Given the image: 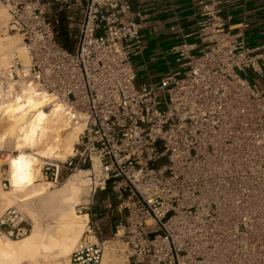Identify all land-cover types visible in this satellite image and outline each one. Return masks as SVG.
Instances as JSON below:
<instances>
[{
	"label": "built area",
	"instance_id": "1",
	"mask_svg": "<svg viewBox=\"0 0 264 264\" xmlns=\"http://www.w3.org/2000/svg\"><path fill=\"white\" fill-rule=\"evenodd\" d=\"M0 4L26 54L0 70V98L30 86L82 125L71 153L41 169L54 186L81 176L91 196L68 264H101L110 241L126 264H264V85L248 79L263 78L264 45L230 31L223 0L201 6L199 45H174V68L142 82L131 0ZM31 228L16 207L0 215V239Z\"/></svg>",
	"mask_w": 264,
	"mask_h": 264
},
{
	"label": "bare ground",
	"instance_id": "2",
	"mask_svg": "<svg viewBox=\"0 0 264 264\" xmlns=\"http://www.w3.org/2000/svg\"><path fill=\"white\" fill-rule=\"evenodd\" d=\"M6 21V10L0 7V25ZM16 48L13 39L0 38V67L9 68L15 51L25 60L23 48ZM31 90L22 86L0 98V166L7 165L8 182L7 189L0 182V215L9 207H21L32 224L21 238L0 239V264H66L70 252L80 244L87 217L74 207L86 191L81 189L80 177L78 181L66 178L52 189L41 178V169L44 159L63 160L71 153L82 125L70 124L61 104ZM41 214L50 220L44 223ZM106 262L104 254L102 264Z\"/></svg>",
	"mask_w": 264,
	"mask_h": 264
},
{
	"label": "crops",
	"instance_id": "3",
	"mask_svg": "<svg viewBox=\"0 0 264 264\" xmlns=\"http://www.w3.org/2000/svg\"><path fill=\"white\" fill-rule=\"evenodd\" d=\"M207 2L131 0L132 11L143 15L140 48L132 55L136 72L153 80L159 67L174 68L169 52L174 45L182 41L199 45L197 21L201 6ZM223 15L229 17L230 31L241 32L248 47L264 45V0H223ZM258 82L264 85V75Z\"/></svg>",
	"mask_w": 264,
	"mask_h": 264
},
{
	"label": "rangeland",
	"instance_id": "4",
	"mask_svg": "<svg viewBox=\"0 0 264 264\" xmlns=\"http://www.w3.org/2000/svg\"><path fill=\"white\" fill-rule=\"evenodd\" d=\"M0 7L1 8H4L3 6H2V4H0ZM5 9V8H4ZM7 13V12H6ZM9 22V16H8V14H7V21H6V25L4 24V25H0V38L1 39H13L14 41H15V45H17V48H19L20 47V39H19V37L17 36V35H15V34H12V33H9V32H7L6 30H5V28H7L6 26L8 25L7 23ZM71 47V46H70ZM16 48V49H17ZM15 49V50H16ZM14 50V51H15ZM17 51H15L13 54H17L16 53ZM12 54V55H13ZM13 57V56H12ZM12 57H11V59H10V61L12 60ZM131 61H132V63H133V57H131ZM134 64V63H133ZM172 64H174V63H172ZM1 69H3V67H0V70ZM167 72H168V65H163V66H161V67H159L158 68V70H157V73L155 74V78H152L153 80H155V81H157V80H159L162 76H164L165 74H167ZM159 73V74H158ZM147 79L148 78H146V77H144L143 76V74L141 73V72H137V82H142V81H147ZM248 79H249V81L251 82V83H253V84H256V85H258V87H262V86H260L259 85V79L258 78H256V76L254 75V74H252V75H248ZM9 152H12V149H10L9 150ZM13 154H16L17 152H12ZM50 158H52V157H50ZM6 172H7V165L6 164H3L2 166H0V182H1V185H2V188L3 189H7L8 188V182H7V180H6ZM78 177H80V180H82V182L84 183H82V186H81V189H83V191H86V192H83V193H81L80 195H79V202H78V204H85V203H87V202H90L91 201V196H90V193H89V190H88V188L86 187V185H85V182H84V180H83V178L81 177V176H77V175H73V177L71 176H69L68 178H72L71 180H73V179H75L76 178V180H73V181H78ZM41 178L42 179H44V182H48L49 183V181L48 180H46L45 178H44V176L42 175L41 176ZM66 178H67V175H66V172L64 171L63 173H62V181H61V183L60 184H58L57 186H54L53 184H52V189H55V188H57V187H60L63 183H64V181L66 180ZM4 181H5V186H4ZM106 193V194H108L109 193V191L107 190V191H103V192H99V193H97V194H95L93 197H92V202H98V203H100V201H101V199H103V193ZM77 204V205H78ZM77 205H75V211L77 212ZM12 207H16V208H21V207H17V206H12ZM22 209V208H21ZM5 210V209H4ZM4 210H2V212L4 211ZM24 214H25V216L27 217V218H29L30 216L29 215H27L25 212H24V209H22L21 210ZM78 213V212H77ZM2 214V213H1ZM79 215H81V214H79ZM42 216V217H41ZM40 220L41 221H43L44 223H46V221H48V220H50V218L49 219H46L45 218V216H43L42 214L40 215ZM29 220H30V222H31V218H29ZM108 225H105L104 226V229H105V231H106V234L109 236V231H108ZM107 245V247H106V249L104 250V253H103V255L105 254L106 255V263L105 264H126L125 262H124V257L123 256H121V254L120 253H118L116 250H115V248H114V244L112 243V241H110L109 243H107L106 244ZM102 258H103V256H102ZM67 262H68V257H67ZM66 262V264H68ZM47 264V263H46ZM49 264V263H48ZM64 264H65V262H64ZM101 264H102V262H101Z\"/></svg>",
	"mask_w": 264,
	"mask_h": 264
},
{
	"label": "trees",
	"instance_id": "5",
	"mask_svg": "<svg viewBox=\"0 0 264 264\" xmlns=\"http://www.w3.org/2000/svg\"><path fill=\"white\" fill-rule=\"evenodd\" d=\"M68 37H69V35L67 32L62 33L61 40H62L64 45H69V40H68L69 38Z\"/></svg>",
	"mask_w": 264,
	"mask_h": 264
}]
</instances>
